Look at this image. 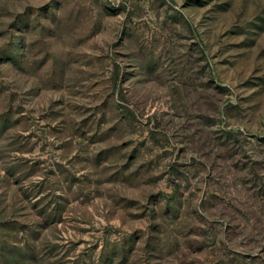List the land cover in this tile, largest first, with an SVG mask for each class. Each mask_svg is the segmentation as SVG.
<instances>
[{"label": "rangeland", "instance_id": "rangeland-1", "mask_svg": "<svg viewBox=\"0 0 264 264\" xmlns=\"http://www.w3.org/2000/svg\"><path fill=\"white\" fill-rule=\"evenodd\" d=\"M0 264H264V0H0Z\"/></svg>", "mask_w": 264, "mask_h": 264}]
</instances>
